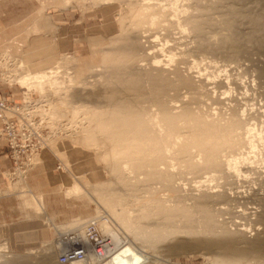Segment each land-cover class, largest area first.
I'll use <instances>...</instances> for the list:
<instances>
[{"label": "rangeland", "instance_id": "374dc122", "mask_svg": "<svg viewBox=\"0 0 264 264\" xmlns=\"http://www.w3.org/2000/svg\"><path fill=\"white\" fill-rule=\"evenodd\" d=\"M189 1L0 0V53L8 52L16 58L25 72L21 73L24 75L19 83L9 85L0 81L8 90L6 96L22 101L27 85L20 81L24 76L40 72L48 76L43 91L28 86L29 90L36 96H45L44 99L49 97L50 109L54 103L58 106L57 120L49 124L44 146L31 163H26V156L20 164L16 163L9 141L0 134V141L6 140L7 153L13 161L12 169L7 172L8 181L0 187V264H64L59 256L70 243L63 247L58 244V227L67 230L84 224L88 232L93 221L100 236H108L102 226L108 223L121 241L131 244L141 257V264H218L220 261L231 264L229 261H237L234 258L239 259L235 264H264V178H257L253 171H244V165L250 162L259 169L264 167V116L259 114L264 110V88H261L263 79L260 80L259 69L253 64L254 59L263 55L262 39L255 20L252 18L250 22L245 15L264 6V0ZM164 6L168 8H164L166 12L161 8ZM240 6L246 9L245 16L234 17L233 29H228L224 24L226 18L231 19V10ZM249 7L251 11L247 10ZM190 15H197L200 20L196 17L192 23ZM196 21L203 23L199 25ZM195 25L204 29L201 31ZM231 31H234L233 41L227 39ZM248 32L254 33L253 37ZM153 39L156 47L152 46ZM178 41H184L186 44H181L187 45L186 48L180 50L183 45L179 46ZM162 47L163 50H156ZM221 80L228 82L225 96L218 90ZM235 80L241 83L240 90ZM220 96L224 98L221 105ZM158 100L174 108L171 110L176 114L189 105L195 115L221 127L240 117L244 125L234 127L235 147L223 145L218 156L219 171L204 170L205 157L191 144L188 121L179 118L184 123L178 122L179 131L170 130L171 133L163 123L158 127L151 125L153 117L160 115ZM112 112L122 121L125 112L140 114L150 133L159 138L158 158L156 153H149L142 163L138 156H126V141L110 136L108 117L114 115ZM96 121L99 124L103 121L104 128H96ZM245 128L252 129V137ZM230 157L239 161L238 164L236 161L238 168L245 172L241 173H247L248 177V172L254 174L250 175L251 179L245 182L247 176L243 178L240 173L237 182L235 177L226 175L224 165ZM228 181L240 186L235 183L237 186L233 184V188ZM196 182L218 185L213 231L205 227L202 214L194 209L196 199H189V191L193 193L194 185L198 186ZM75 184L82 190L74 192ZM194 191L198 197L205 194L201 193L204 190L198 194ZM30 197L35 201H30ZM135 232L145 236L132 241ZM241 257L246 259L245 263Z\"/></svg>", "mask_w": 264, "mask_h": 264}, {"label": "bare ground", "instance_id": "6f19581e", "mask_svg": "<svg viewBox=\"0 0 264 264\" xmlns=\"http://www.w3.org/2000/svg\"><path fill=\"white\" fill-rule=\"evenodd\" d=\"M66 1V0H65ZM177 1V0H176ZM191 1V0H190ZM189 1V2H190ZM217 1V0H216ZM227 1V0H226ZM220 2V1H219ZM159 3V2H158ZM163 4H164V2H162ZM168 3V2H167ZM246 3V2H245ZM68 4V3H67ZM170 4V3H169ZM197 4V3H196ZM200 4H201V1H200ZM255 4V3H254ZM257 4V3H256ZM242 6H243V4H241ZM252 5V4H251ZM261 5V4H260ZM197 6H199L198 4L196 5V8H197ZM202 6H204V5H202ZM156 7V6H155ZM168 7V6H167ZM248 7V6H247ZM158 8V7H157ZM161 8H163V10H164V8H165V6L164 7H161ZM160 8V9H161ZM175 8V7H174ZM173 8V9H174ZM189 8V7H188ZM195 8V7H194ZM202 8H204V7H202ZM206 8V7H205ZM210 8V7H209ZM215 8H217V7H215ZM149 9V8H148ZM165 9H168V8H165ZM177 9V8H176ZM192 9V8H191ZM199 9L201 10V6L199 7ZM141 10V9H140ZM169 10H171V8L169 9ZM168 10V11H169ZM186 10V9H185ZM196 10V9H195ZM194 10V11H195ZM198 10V9H197ZM204 11H205V9H203ZM209 10V9H208ZM248 11H251L252 9H251V7H249V9H247ZM161 11V10H160ZM165 11V10H164ZM172 11H174V10H172ZM199 11V10H198ZM227 11H229V10H227ZM246 9H242L241 8V6H240V8H234L233 10H231V15H232V18L231 19H227L226 17H228V16H226V14L224 15V16H226L225 18H226V20H225V23L224 24H226V27L228 28V29H233L232 27H233V21H234V19H238V18H240V17H242V16H245V15H247V17H249V18H251V19H249V18H247L250 22H251V20H252V18L255 20V22L254 23H256V25H255V27L257 26V28L259 29V33H261V35H259V33H258V30H256L255 31V33L257 32L258 34L257 35H259L261 38L260 39H262V45L260 46L261 47V55H262V57L260 56V58L258 59L257 58V60L256 59H254L255 60V63H253V64H255L257 67L256 68H258L259 70L257 71V72H259L258 74H260L259 76H260V80L261 79H263V81H261L262 83V85H261V88H264V6H260L256 11H255V13H251V15L249 14H245L246 12ZM148 12V11H147ZM166 12V11H165ZM171 12V11H170ZM188 12V11H187ZM197 12V11H196ZM200 12V11H199ZM206 12V11H205ZM204 12V13H205ZM208 12V11H207ZM212 12V11H211ZM218 12V11H217ZM225 12V11H224ZM175 13V12H174ZM173 13V14H174ZM210 13V12H209ZM176 14V13H175ZM174 14V15H175ZM177 14H179V13H177ZM196 14V13H195ZM198 14H201V12L200 13H198ZM245 14V15H244ZM252 14H254V15H252ZM139 15H141V14H139ZM165 15V14H164ZM170 15H172V14H170ZM205 15V14H204ZM223 15V14H222ZM177 16V15H176ZM199 16V15H198ZM223 16V17H224ZM189 17V16H188ZM190 17H191V19H192V23H193V21H195V19L194 18H196L197 17V15L195 16H191L190 15ZM200 17V16H199ZM230 17V16H229ZM234 17H236V18H234ZM173 18V17H172ZM200 18H202V17H200ZM205 18H207V16L205 17ZM211 18V17H210ZM219 18H221L220 16H219ZM224 18V19H225ZM157 19V18H156ZM160 19V18H159ZM171 19V18H170ZM190 19V20H191ZM197 19H198V17H197ZM204 19V18H203ZM208 19V18H207ZM207 19H206V22H207ZM241 19V18H240ZM155 20V19H154ZM168 20H169V17H168ZM174 20V18L172 19V20H170L171 22ZM198 20H200V19H198ZM197 20V21H198ZM205 20V19H204ZM180 21V20H179ZM188 21H189V19H188ZM196 21V22H197ZM203 21V20H202ZM210 21V20H209ZM212 21V20H211ZM213 21H214V19H213ZM218 21H220V20H218ZM223 21V20H222ZM238 21V20H237ZM253 21V20H252ZM143 22V21H142ZM151 22V21H150ZM200 22V21H199ZM197 22L199 25H200V23H203V22ZM236 22V21H235ZM239 22H240V20H239ZM167 23V22H166ZM174 23V22H173ZM175 23H179V22H175ZM189 23V22H188ZM222 23V22H221ZM221 23H220V25H221ZM194 24H195V22H194ZM204 24H206V23H204ZM237 24V23H236ZM235 24V25H236ZM173 25V24H172ZM179 25V24H178ZM177 25V26H178ZM211 25H213V24H211ZM239 25V24H238ZM174 26V25H173ZM182 26V25H181ZM195 26H198V25H195ZM213 26H215V25H213ZM243 26V25H242ZM247 26V25H246ZM180 27V26H179ZM178 27V28H179ZM201 28V26H198V28ZM202 27H203V24H202ZM208 27V26H207ZM219 27V26H218ZM240 27V26H239ZM248 27V26H247ZM250 27V26H249ZM156 28V27H155ZM181 28V27H180ZM185 28H186V26H185ZM194 28V27H193ZM222 28V27H221ZM237 28V27H236ZM235 28V29H236ZM246 28V27H245ZM190 29V28H189ZM197 29V28H196ZM202 29H204V28H201V31H202ZM225 28L223 27V30H224ZM228 29H225L226 31H228ZM241 29V28H240ZM251 29V28H250ZM159 30V29H158ZM180 30H182V32L183 31H186V30H183V28L182 29H180ZM191 30V29H190ZM247 30H249L248 28H247ZM196 31H199V30H196ZM190 32V31H189ZM188 32V33H189ZM193 32V31H192ZM200 32V31H199ZM225 32V31H224ZM234 32V31H233ZM233 32L231 31L230 33H229V35H228V40H230V41H233L234 40V34H233ZM173 33V32H172ZM183 33H185V32H183ZM197 33V32H196ZM201 33V32H200ZM215 33V32H214ZM221 33V32H220ZM228 33V32H227ZM237 33V32H236ZM235 33V34H236ZM249 33V32H248ZM251 33V32H250ZM248 34V35H252V37H253V35H254V33L252 34ZM158 34V33H157ZM202 34V33H201ZM242 34V33H241ZM197 35V34H196ZM199 35V34H198ZM185 36V35H184ZM188 36V35H187ZM202 36H203V34H202ZM201 36V37H202ZM222 36V35H221ZM256 36V35H255ZM177 37V36H176ZM182 37V36H181ZM246 37H247V35H246ZM178 38V37H177ZM184 38V37H183ZM182 38V39H183ZM207 38V37H206ZM237 38V37H236ZM249 38V37H248ZM156 39V38H155ZM179 39H181V38H179ZM178 39V40H179ZM220 39V38H219ZM223 39V38H222ZM221 39V40H222ZM258 39V38H257ZM184 40V39H183ZM244 40H245V38H244ZM156 41V40H155ZM155 41H154V39L153 40H151V43H152V46L153 47H156V44H155ZM191 41V40H190ZM197 41V40H196ZM180 41H178V43H179ZM184 42V41H183ZM183 42H181V43H183ZM227 42V41H226ZM244 42V41H243ZM248 42V41H247ZM251 42V41H250ZM158 43V42H157ZM165 43V42H164ZM181 43H179V46L180 45H183V44H181ZM185 43V42H184ZM223 43V42H222ZM230 43V42H229ZM249 43V42H248ZM186 44V43H185ZM183 45V46H180L181 47V49L180 50H183V49H185L184 48V46H187V45ZM212 44V43H211ZM241 44V43H240ZM247 44V43H246ZM176 45H178V44H176ZM222 45H224V43L222 44ZM256 45V44H255ZM158 46V45H157ZM160 46V45H159ZM158 46V47H159ZM225 46V45H224ZM259 46V45H258ZM157 47V48H158ZM183 47V48H182ZM209 47V46H208ZM211 47V49H212V46H210ZM236 47H237V45H236ZM244 47H245V45H244ZM259 47V48H260ZM231 47H229V49H230ZM246 48V47H245ZM255 48V47H254ZM156 49V48H155ZM160 49V48H159ZM156 49L157 51H161V50H163V47H162V49ZM187 49H188V47H187ZM198 49H200V48H198ZM244 49V48H243ZM247 49V48H246ZM218 50V49H217ZM191 51H192V49H191ZM197 51V50H196ZM196 51H195V53H196ZM247 51V50H246ZM258 51H259V49H258ZM149 52V51H148ZM236 52V51H235ZM251 52V51H250ZM161 53H163V52H161ZM245 53V52H244ZM249 53V52H248ZM149 54H151V53H149ZM239 54V53H238ZM260 54V53H259ZM146 55H148V54H146ZM187 55V54H186ZM200 55V54H199ZM228 55V54H227ZM238 57V56H237ZM255 57V56H254ZM157 58V57H156ZM159 58V57H158ZM161 58V57H160ZM189 59V58H188ZM245 59H246V57H245ZM248 59V61H249V58H247ZM145 60V59H144ZM154 60V59H153ZM162 60V59H161ZM160 60V61H161ZM251 60V59H250ZM253 61V60H252ZM139 62V61H138ZM158 62V61H157ZM181 62H183V61H181ZM154 63V62H153ZM162 63V62H161ZM168 63V62H167ZM195 63V62H194ZM215 63V62H214ZM157 64V63H156ZM155 65V64H154ZM163 65H164V63H163ZM194 65V64H193ZM195 65H196V63H195ZM216 65V64H215ZM241 65V64H240ZM238 66H239V64H238ZM242 66V65H241ZM163 67V66H162ZM235 67V66H234ZM23 68V67H22ZM143 68V67H142ZM189 69H190V67H188ZM255 68V67H254ZM201 69V68H200ZM206 69V68H205ZM250 69V68H249ZM24 70V69H23ZM164 70V69H163ZM207 70V69H206ZM191 72L193 71V70H190ZM198 71V70H197ZM24 72V71H23ZM22 72V73H23ZM163 72V71H162ZM206 72V71H205ZM247 73H248V71H246ZM160 73V72H159ZM164 73V72H163ZM202 73V72H201ZM211 73V72H210ZM214 73H215V71H214ZM213 73V74H214ZM24 74H25V72H24ZM24 74H22L21 75V77L24 75ZM195 74V73H194ZM257 74V75H258ZM196 75H198V73L196 74ZM215 75H216V73H215ZM235 75V74H234ZM239 75V74H238ZM242 75V74H241ZM156 76V75H155ZM160 76V75H159ZM200 76V75H199ZM208 76V75H207ZM240 76V75H239ZM258 76V77H259ZM20 77V78H21ZM46 77H48L45 73H36V74H29V75H27V76H24V78H23V80L22 81H20V82H22V84H24V85H27V87L29 86L30 87V89L31 88H34V89H36L37 91H43V89H44V86H45V80H46ZM157 77V76H156ZM198 77V76H197ZM203 77V76H202ZM230 77V76H229ZM234 77V76H233ZM236 77V76H235ZM20 78H19V80H20ZM164 78H166L165 76H164ZM181 78V77H180ZM216 78V77H215ZM228 78V77H227ZM232 78V77H231ZM253 78V77H252ZM163 79V78H162ZM219 79V78H218ZM240 79V78H239ZM165 80V79H164ZM182 81L183 79H179V81ZM195 80V79H194ZM207 80V79H206ZM205 80V81H206ZM212 80V79H211ZM211 80L209 81V82H211ZM234 79H232V81H233ZM238 80V79H237ZM196 81V80H195ZM222 81V80H221ZM225 81V80H224ZM155 82V81H154ZM159 82V81H158ZM166 82V81H165ZM188 82H190V81H188ZM219 82V81H218ZM217 82V83H218ZM227 82V81H226ZM226 82H220V84L218 85L219 86V88H218V90H220L221 89V95H223V96H225V94H227L228 93V89H227V87H226ZM230 82V81H229ZM169 83V82H168ZM171 83V82H170ZM179 83V82H178ZM178 83H176V84H178ZM208 83V82H207ZM228 83V82H227ZM242 83H243V81H242ZM155 84H158L157 82L155 83ZM160 84V83H159ZM158 84V85H159ZM164 85H165V83H163ZM194 84V83H193ZM205 84V83H204ZM208 84H211V83H208ZM207 84V85H208ZM216 84V83H215ZM231 84V82L229 83V85ZM235 85H236V87L240 90L241 89V83L239 82L238 83V81H236L235 80V83H234ZM168 84H166V86H167ZM206 85V84H205ZM213 85V84H212ZM232 85V84H231ZM241 85V86H240ZM256 85V84H255ZM47 86V85H46ZM153 86H155L154 85V83H153ZM163 86V85H162ZM173 86V85H172ZM182 87L183 86H185L186 87V85H181ZM191 86H192V83H191ZM198 86V85H197ZM174 87V86H173ZM179 87H180V85H179ZM188 87V86H187ZM193 87H194V85H193ZM196 87V86H195ZM215 87V86H214ZM255 87V86H254ZM197 88V87H196ZM213 88V87H212ZM243 88V87H242ZM215 89V88H214ZM214 89H213V92H214ZM217 89V88H216ZM215 89V90H216ZM224 89V90H223ZM231 89V88H230ZM237 89V90H238ZM244 89V88H243ZM257 89V88H256ZM156 90V89H155ZM155 90H153V91H155ZM171 90H173L172 88H171ZM177 90V89H176ZM190 90V89H189ZM191 90H192V87H191ZM193 90H195V89H193ZM196 90H198V88L196 89ZM212 90V89H211ZM255 90V89H254ZM258 90V89H257ZM36 91V92H37ZM179 91V90H178ZM235 91H236V89H235ZM234 91V92H235ZM53 92V91H52ZM209 92V91H208ZM233 92V93H234ZM238 92V91H237ZM241 92V91H240ZM248 92V91H247ZM156 93H158V91H156ZM159 93H160V91H159ZM167 93V92H166ZM232 93V92H231ZM239 93V92H238ZM242 93H243V91H242ZM246 93V92H245ZM54 94V93H53ZM263 94H264V91H263ZM41 95V94H40ZM47 95V94H46ZM159 94H157V97L160 99V97L158 96ZM161 95V94H160ZM177 95V94H176ZM211 95V94H210ZM219 95V94H218ZM217 95V96H218ZM48 96V95H47ZM162 96V95H161ZM165 96H168V95H165ZM180 96V95H179ZM208 96V95H207ZM213 96H215V95H213ZM264 96V95H263ZM43 97V96H42ZM45 97V96H44ZM43 97V98H44ZM232 96H230V98H231ZM249 97V96H248ZM247 97V98H248ZM162 98V97H161ZM215 98V97H214ZM218 98V97H217ZM227 98V97H226ZM241 98V97H240ZM244 98V97H243ZM46 99V98H45ZM48 99V100H47ZM47 102L48 103H51L50 101V99H49V97H47ZM157 99V98H156ZM163 99V98H162ZM196 99V98H195ZM219 99V102H220V105H221V103H223L224 101L222 100V99H224L223 97H219L218 98ZM217 99V100H218ZM50 100V101H49ZM216 100V99H215ZM235 102H237L238 101V99H236V98H234L233 99ZM244 100H246L245 98H244ZM181 101V100H180ZM180 101H178V102H180ZM228 101V100H227ZM54 102V101H53ZM52 102V103H53ZM158 102L160 103V115L158 114H156L157 115V117H153V124L151 123V125L153 126V127H158L159 125L161 126V124L163 123L165 126H166V128L169 130V132H170V130L171 131H175V129H177V131H179L178 130V125H180V123L178 124V122H182V123H184V121H188V124H189V126H187L188 128H190V130H189V132L191 131V137H190V139H191V144L192 145H194L195 147H197V148H199L200 149V151L203 153V155H204V157H205V163H204V165H203V168H204V170L206 169H214V170H216L217 169V171H219L218 170V167L221 165L220 163H219V160H218V156H219V153L222 151L221 149H223L222 147H223V145H225V147H226V145H230L231 147L234 145V147H235V142L233 141V135H236L235 133V129H234V127H236V128H241L242 127V124L244 123H242V121L239 119L240 117H238V118H236L235 119V121L234 122H232L231 121V124L230 125H225L224 127H221V126H218V124H215V123H212V122H209V121H207V120H205L204 119V117L202 116H197V114L195 115L191 110V108L189 109L188 107H190L189 105H188V107H184V108H181V109H183L181 112H179V113H175L174 111L172 112V110L171 109H174V108H169L166 104H165V102H163V101H160V100H158ZM216 102V101H215ZM214 102V103H215ZM226 102V101H225ZM175 103V102H174ZM182 103V102H181ZM188 103V102H187ZM218 103V102H217ZM228 103V102H227ZM230 103V102H229ZM247 103V102H246ZM243 104V103H242ZM53 105V104H52ZM186 105V104H185ZM216 105V104H215ZM231 105V104H230ZM236 105V104H235ZM241 105V104H240ZM50 106V105H49ZM170 106V105H169ZM173 106H175V105H173ZM182 106V105H181ZM217 106V105H216ZM223 106V105H222ZM247 106V105H246ZM220 107V106H219ZM57 108H58V106H57V104L56 103H54V105H53V107H52V114L56 117V116H58V115H56V112L55 111H57ZM65 108V107H64ZM263 108V107H262ZM123 109V108H122ZM125 109V108H124ZM123 109V110H124ZM143 109V108H142ZM248 109V108H247ZM178 110V109H177ZM219 110H221L220 108H219ZM263 110V109H262ZM77 111V110H76ZM86 111V110H85ZM127 111H129V110H127ZM131 111V110H130ZM135 111V110H134ZM137 111V110H136ZM141 111V110H140ZM240 111V110H239ZM244 111V110H243ZM247 111V110H246ZM261 111V110H260ZM260 111H258V112H260ZM145 112V111H144ZM241 112V111H240ZM110 113V112H109ZM114 112H112L111 114H113ZM120 113V112H119ZM157 113V112H156ZM244 113V112H243ZM78 114V113H77ZM106 114V113H105ZM125 115V120L124 121H122V120H120V118H119V116H117V114H115L114 113V115H110L109 117H108V121H109V126L111 127L110 129H111V131L109 130V132H110V136H111V138H113V139H115V140H117V141H119V140H125L126 141V143H127V147H126V150H125V155L126 156H138V158H140V161L142 160V163H143V159H144V157L146 156V154H149V153H156L157 154V158H158V153H157V149H158V143H159V138L157 137V135H155V134H153V133H150V131H149V129L147 128L148 126H147V124L148 123H146L144 120H143V118H139V115L140 114H136V113H128V112H125L124 113ZM142 114V113H141ZM154 114V113H153ZM198 114H199V112H198ZM259 114H262L263 116H264V110L263 111H261V113H259ZM107 115V114H106ZM119 115V114H118ZM143 115V114H142ZM239 115V114H238ZM122 116H123V114H122ZM148 116V115H147ZM153 116V115H152ZM101 117V116H100ZM142 117V116H141ZM143 117H144V115H143ZM262 117V116H261ZM147 118V117H146ZM179 118H181V119H183L184 121H180L179 120ZM62 119V118H61ZM60 119V120H61ZM95 119H96V117H95ZM100 119V118H99ZM105 119V118H104ZM57 120V119H56ZM102 120V119H101ZM250 120V119H249ZM62 121V120H61ZM60 121V122H61ZM148 121V120H147ZM248 122V121H247ZM246 122V123H247ZM252 122V121H251ZM181 123V124H182ZM191 123H192V125H191ZM96 128H99V127H102V125H105V124H103V121H102V123H100L99 124V122L98 121H96ZM107 124V123H106ZM186 124V123H185ZM68 125V124H67ZM163 125V126H164ZM187 125V124H186ZM244 125V124H243ZM256 125V124H255ZM252 126H254L253 124H252ZM183 127H185V126H183ZM182 127V128H183ZM249 127V126H248ZM251 127V126H250ZM93 128V127H92ZM102 128H104V127H102ZM106 128V127H105ZM62 129H63V127H62ZM108 129V128H107ZM106 129V130H107ZM155 129V128H154ZM244 129V128H243ZM246 129V128H245ZM70 130V129H69ZM100 130V129H99ZM105 130V131H106ZM252 129L251 128H247L246 129V131H247V133H249L250 131H251ZM104 131V132H105ZM70 132V131H69ZM96 132H98V131H96ZM108 132V133H109ZM133 133V135H131V136H129V133ZM156 132V131H155ZM252 132V131H251ZM250 132V133H251ZM95 133V132H94ZM106 133V132H105ZM171 133V132H170ZM239 133V132H238ZM242 133V132H241ZM101 134V133H100ZM252 134L253 133H251V137H252ZM89 135V134H88ZM131 137L130 139H129V137ZM123 139H122V138ZM237 137V136H236ZM240 137V136H239ZM88 138V137H87ZM110 138V137H109ZM117 138V139H116ZM59 139V138H58ZM111 140V139H110ZM235 140V139H234ZM241 140V139H240ZM148 141V142H147ZM190 141V140H189ZM236 141H237V139H236ZM238 142V141H237ZM190 144V143H189ZM242 144V143H241ZM121 145V144H120ZM125 145V144H124ZM238 145V144H237ZM227 146V147H228ZM239 146V145H238ZM230 147V148H231ZM117 148V147H116ZM248 148V147H247ZM256 148V147H255ZM183 149V148H182ZM250 149V148H249ZM120 150H121V148H120ZM237 150V149H236ZM235 150V151H236ZM123 151V150H122ZM159 151V150H158ZM119 152V151H118ZM227 152H229V151H227ZM255 152V151H254ZM199 153V152H198ZM224 153V152H223ZM230 153V152H229ZM233 154H234V151L232 152ZM247 153H248V151H247ZM115 154V153H114ZM200 154V153H199ZM239 154H241V153H239ZM248 154H250V153H248ZM150 155V154H149ZM222 155H224V154H222ZM227 155V154H226ZM243 156V155H242ZM245 156V155H244ZM231 158V157H230ZM248 158V157H247ZM251 158V157H250ZM137 159V158H136ZM223 159V158H222ZM239 159V158H238ZM229 160V159H228ZM228 160H226V165H224V166H226L225 167V171H226V175L228 176V177H232V178H234V179H237V182L239 181L238 180V178L241 176L240 175V173H241V171L242 170H240L238 167V163H239V161H237V159L236 158H231L229 161ZM241 160V159H240ZM250 160V159H249ZM156 161V160H155ZM236 161H237V164H236ZM244 161V160H243ZM253 162V161H252ZM139 163V162H138ZM141 163V164H142ZM147 163V162H146ZM245 163V162H244ZM249 163V162H248ZM259 163V162H258ZM194 164V163H193ZM223 164V163H222ZM255 164V163H254ZM190 165V164H189ZM248 165V166H247ZM247 165H244L245 166V169H244V171L245 172H247V171H253V173L255 174V175H258V176H256L257 178H264V170H262V169H264V167H262V169H259V168H257L255 165L253 166V164L250 162V164H247ZM195 167H197V166H195ZM200 167V166H199ZM221 167V166H220ZM203 171V170H202ZM244 171H242V172H244ZM207 172V171H206ZM208 172H210V171H208ZM207 172V173H208ZM213 172V171H212ZM244 172V173H245ZM248 172V175H249V177H250V175H254V174H252V172H251V174ZM222 174V173H221ZM224 174V173H223ZM243 176V178H245L246 176H247V173L246 174H243V173H241ZM206 175V174H205ZM212 175V174H211ZM238 175H240L239 177H238ZM207 176H208V174H207ZM206 176V177H207ZM214 176H218V175H215L214 174ZM209 177V176H208ZM237 177V178H236ZM248 176H247V178H245V182H247V180H248V178H249ZM252 177V176H251ZM256 177L255 178H253V179H255L256 180ZM205 178V177H204ZM224 178V177H223ZM262 178V179H263ZM214 179V178H213ZM217 179V178H216ZM224 179H226V178H224ZM229 179V181H232V180H234V179H232L231 180V178H227V180ZM249 179H251V178H249ZM209 180H211V179H209ZM242 180H244V179H242ZM259 179H257L256 181H258ZM213 181V180H212ZM215 181H218V180H215ZM228 181V182H229ZM251 181V180H250ZM197 183V182H196ZM236 183V182H235ZM233 183L234 185H236V184H238V183ZM250 183V182H249ZM258 183H259V181H258ZM214 184H216V183H214ZM229 184H232V183H230L229 182ZM232 184V187L234 186ZM240 184V183H239ZM238 184V185H239ZM247 184V183H246ZM79 184H75V186L74 185H72V186H74L73 187V191L74 192H78L80 189H81V186L79 185ZM196 185V184H195ZM194 185V188L195 189H193V193H192V191H191V193H190V191H189V195L190 196H192L191 198H190V196H189V199L190 200H192L193 201V199H196V200H194L196 203H195V205H194V209L198 212V213H201L202 214V217H203V224L205 225V227L206 228H209V230L212 228L213 229V227H215V225H214V220H213V215L215 214V213H217V212H214V208H215V210L216 211H218V185H215V187L214 186H210L209 184H205V182L203 183L202 182V184H201V182L199 183V185H198V183H197V185L198 186H195ZM237 186V185H236ZM240 186V185H239ZM262 186H263V184H262ZM193 187V186H192ZM191 187V188H192ZM259 187V186H258ZM190 188V189H191ZM231 188V187H230ZM234 188V187H233ZM232 188V189H233ZM236 188H238V187H236ZM71 189V188H70ZM229 189V188H228ZM72 190V189H71ZM82 190V189H81ZM194 190H197V194L199 193L198 191H200V190H204V191H201V193L202 192H204L203 194H204V196H200V197H198L197 195H195L194 193H195V191ZM241 190H242V188H241ZM72 191V192H73ZM235 191V190H234ZM239 190H237V192H238ZM28 192V191H27ZM67 192V191H66ZM240 192V191H239ZM242 192V191H241ZM236 193V192H235ZM243 193V192H242ZM67 194H69V193H67ZM71 194H75V193H71ZM192 194V195H191ZM202 194V195H203ZM230 194H231V192H230ZM233 194V193H232ZM254 194H256V193H254ZM263 195H264V193H262ZM188 195V194H187ZM196 197H195V196ZM238 195V194H237ZM240 195V194H239ZM243 195V194H242ZM252 196H253V193L251 194ZM259 195V194H258ZM261 195V194H260ZM32 197V196H31ZM30 197V201H32L31 199L33 198H31ZM186 197V196H185ZM221 197H223L222 195H221ZM232 197V196H231ZM248 197V196H247ZM254 197H256V195L254 196ZM258 197V196H257ZM264 197V196H263ZM224 198V197H223ZM249 198V197H248ZM26 199V198H25ZM255 199V198H254ZM29 200H28V202H30ZM35 201V200H34ZM34 201H32V202H34ZM37 201V200H36ZM249 201V200H248ZM31 202V203H32ZM38 202L40 203V205L41 206H43V203H42V201L41 200H39L38 199ZM242 202V201H241ZM30 204V203H29ZM32 205V204H31ZM37 205V204H36ZM38 206V205H37ZM36 207V206H35ZM162 207V206H161ZM38 208V207H37ZM43 208V207H42ZM159 210V209H158ZM177 210V209H176ZM183 211H185V210H183ZM190 211H193V210H191L190 209ZM179 212V211H178ZM194 212V211H193ZM175 213H177V212H175ZM244 213V212H243ZM246 213V212H245ZM160 214V213H159ZM241 214V213H240ZM183 215V214H182ZM185 215L187 216V214H186V212H185ZM144 216V215H143ZM181 216V215H180ZM190 216V215H189ZM191 216H194V214H192ZM80 221V220H79ZM82 221V220H81ZM191 221H192V219H191ZM194 221V220H193ZM216 221V220H215ZM90 222V221H89ZM104 225H102L103 227H104V231L106 232V234L108 233V236H106V238L105 239H107V238H111V242H110V240L108 241V243H106L105 244V247L103 248V250H102V252H96V251H94V250H89L88 252H87V254H86V256L84 257V258H80V259H73V260H70L69 262H68V264H141V257L139 256V255H137V253L132 249V247H131V244L129 243V242H127V241H121L120 240V238L118 237V235L117 234H115V232L111 229V227L108 225V223L107 224H105V223H103ZM192 224H193V222H192ZM84 226V224H76L75 226H74V228H71V229H64L63 227H58V230H59V232H60V235H59V239H58V244L60 245V246H64V245H66V243H70V245L69 246H71L72 244H75V243H83V244H85L86 246H88L90 243H89V236H88V232L86 231V229L83 227ZM192 226V225H191ZM194 227H196V226H194ZM188 228V227H187ZM243 228V227H242ZM190 229V228H189ZM200 229V228H199ZM198 229V230H199ZM211 229V230H212ZM131 231V230H130ZM213 231V230H212ZM58 232V231H57ZM70 234H72V235H70ZM145 234V233H144ZM211 234V233H210ZM132 237L134 238V240H132V241H135V240H139V239H142L141 237H144L143 235L141 236L140 234H138V233H132ZM113 236V237H112ZM114 236H116V238L117 239H114ZM228 238H229V236H228ZM227 239V238H226ZM229 240H230V238H229ZM225 244V243H224ZM228 244V243H227ZM231 244H233V243H231ZM230 245V244H229ZM227 247V246H226ZM232 247V246H231ZM61 248V247H60ZM59 248V249H60ZM67 248V247H66ZM62 252V251H61ZM63 253V252H62ZM250 253V252H249ZM259 253V252H258ZM248 254V253H247ZM58 255V254H57ZM245 257V256H244ZM243 257V258H244ZM222 258V257H221ZM243 258L241 257V259L243 260ZM233 258H230L229 260H232ZM240 259V260H241ZM221 260V259H220ZM219 260V261H220ZM227 261H228V258L226 259ZM234 260H237V261H235L234 263L232 262V261H229V262H231V264H235L236 262L237 263H239V259L238 258H234L233 259V261ZM240 261L241 263L244 261V263H245V258H244V260L243 261ZM222 261H225V259H223ZM218 262V261H217ZM216 264V263H215ZM218 264H225L224 262H218ZM227 264V263H226Z\"/></svg>", "mask_w": 264, "mask_h": 264}, {"label": "built area", "instance_id": "2783aa9c", "mask_svg": "<svg viewBox=\"0 0 264 264\" xmlns=\"http://www.w3.org/2000/svg\"><path fill=\"white\" fill-rule=\"evenodd\" d=\"M17 61L8 52L0 53L1 82L9 85L19 83L22 71ZM50 108L42 96H36L28 87L22 101L0 94V119L3 122L0 134L9 141L11 155L16 163L20 164L25 156L26 163H31L35 154L44 146L48 126L56 120ZM96 227L94 221L88 226V246L83 243L72 244L60 254L59 261L67 264L70 260L84 258L90 249L102 252L110 238L100 236Z\"/></svg>", "mask_w": 264, "mask_h": 264}, {"label": "crops", "instance_id": "0c3cea01", "mask_svg": "<svg viewBox=\"0 0 264 264\" xmlns=\"http://www.w3.org/2000/svg\"><path fill=\"white\" fill-rule=\"evenodd\" d=\"M0 94L2 95H7L8 90L6 89V86L3 84H0ZM0 126H1V121H0ZM44 154H46L44 152ZM13 167V161L12 159L8 156L7 153V142L0 141V187L5 184L8 179L6 178L7 172L11 170ZM60 181H63V178L59 179Z\"/></svg>", "mask_w": 264, "mask_h": 264}]
</instances>
